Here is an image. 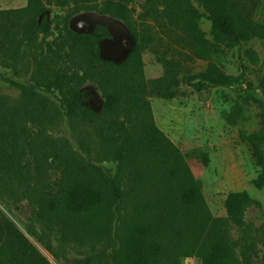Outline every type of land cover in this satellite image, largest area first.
Masks as SVG:
<instances>
[{"label": "trees", "instance_id": "1", "mask_svg": "<svg viewBox=\"0 0 264 264\" xmlns=\"http://www.w3.org/2000/svg\"><path fill=\"white\" fill-rule=\"evenodd\" d=\"M168 1L172 11L169 27L179 29L194 58L210 61L215 47L200 26V11L191 0ZM196 1L211 14L217 44L233 48L255 38L264 42V25L244 21L241 0ZM254 1L260 6L264 2ZM134 2L104 0L89 8L121 21L133 37V49L120 64L100 58L94 35L71 30V15L64 20L58 45L55 49L49 47L45 55L37 33L42 31L45 38L52 24L46 18L38 21V16L46 13L43 8L38 11L39 0H30L23 9L0 12V66L16 78L33 67L31 85L0 74L3 82L19 89L22 98L18 107L0 105V183L9 186V182L16 181L23 187L25 198L47 229L59 234L62 245L93 250L112 240L126 191L137 194L140 184L149 183L158 200L152 203L139 194L133 204V218L110 254L111 264H163L175 220L181 221L184 228L188 226L191 240L186 237L182 247H176L171 264H177L182 254H196L203 264H242L243 256L239 258L224 241L203 243L209 220L208 214L201 212V183L155 123L147 100L152 86L145 77L143 59L149 40L140 35ZM36 11L37 16L31 20ZM158 60L165 67L167 87L163 96L174 99L180 85L192 81L180 78V61L163 56ZM104 65L111 68L107 74L101 72ZM198 79L193 84L197 91L208 84L234 82L211 61L208 71ZM88 82L97 86L104 100L99 113L81 104V89ZM261 89L264 94V80ZM50 96H55L59 107ZM64 120L73 127L74 145L64 137L47 135L49 128ZM115 126L119 128L117 133H108ZM261 143L264 115L262 128L250 137L262 168L254 181L258 187L264 185ZM95 162L115 163L117 171L113 176L107 174ZM252 204L254 200L247 192H232L224 206L228 217L247 230L246 211ZM251 239L247 238L246 245ZM0 264L49 263L12 224L0 220Z\"/></svg>", "mask_w": 264, "mask_h": 264}, {"label": "rangeland", "instance_id": "2", "mask_svg": "<svg viewBox=\"0 0 264 264\" xmlns=\"http://www.w3.org/2000/svg\"><path fill=\"white\" fill-rule=\"evenodd\" d=\"M103 1L39 0L38 11L43 8L46 13L38 16V21L46 18L52 24L45 38L42 31L37 33L43 53L46 55L49 47L55 49L58 45L64 20L71 15L70 29L94 35L98 39L102 60L115 64L124 62L135 41L121 21L89 9ZM29 2L0 0V12L23 9ZM191 2L201 13L200 26L206 39L215 47L210 61L234 82L232 85L208 84L206 89L197 91L193 84L199 82V76L208 71L210 61L194 58L181 39L179 29L169 27L172 11L168 0H135L134 18L140 35L149 40L143 52L145 77L152 86L147 100L156 125L180 151L192 175L201 183V212L204 215L207 213L209 220L203 243L224 241L239 258L243 256L242 264H264V185L258 187L254 184L262 168L250 145V137L262 128L264 115V94L261 89L264 80V42L255 38L233 48L217 44L213 37L211 14L196 0ZM241 4L246 23L264 25V2L260 6L254 0H241ZM35 16L37 11L31 20ZM126 41L129 45H126ZM159 56L180 61V78L192 81L182 83L177 96L171 100L163 96L167 82L163 79L165 67L159 62ZM46 59L51 60L50 57ZM32 70L31 66L24 71L23 77L16 78L11 71L0 66V74L24 85L32 84ZM110 70V66L104 65L101 72L107 74ZM81 93L83 107L95 113L102 110L104 100L94 83L88 82ZM49 99L59 107L55 96ZM21 103L19 89L0 79V105L12 108ZM118 130L115 126L108 133H117ZM47 135L64 137L74 145L73 127L65 120L49 128ZM259 149L264 156V143L260 144ZM95 164L112 176L117 171L115 163ZM139 186L141 188L137 194L133 190L126 191L113 238L98 250L73 244L62 245L59 234L47 229L34 206L25 198L24 188L16 181L9 182V186L0 183V220L12 224L49 264H111L110 254L118 247L119 238L133 218V204L140 198L139 194L152 203L158 200L157 192L151 190L149 183ZM232 192H247L254 200L246 211L247 230L237 226L226 213L225 201ZM172 214L178 215L176 212ZM182 225L179 220H175L173 225L171 223L163 264H171L173 260H170V256L176 247L181 248L187 238L191 240L188 226L184 228ZM247 238L252 239L246 245ZM177 264H203V260L196 254H182Z\"/></svg>", "mask_w": 264, "mask_h": 264}, {"label": "water", "instance_id": "3", "mask_svg": "<svg viewBox=\"0 0 264 264\" xmlns=\"http://www.w3.org/2000/svg\"><path fill=\"white\" fill-rule=\"evenodd\" d=\"M126 45H129V43L126 41Z\"/></svg>", "mask_w": 264, "mask_h": 264}]
</instances>
